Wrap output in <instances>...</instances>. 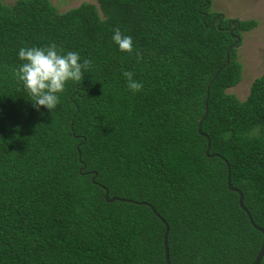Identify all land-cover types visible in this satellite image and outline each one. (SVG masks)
<instances>
[{
  "label": "trees",
  "instance_id": "1",
  "mask_svg": "<svg viewBox=\"0 0 264 264\" xmlns=\"http://www.w3.org/2000/svg\"><path fill=\"white\" fill-rule=\"evenodd\" d=\"M97 2L0 0V264H167L157 214L172 264H254L264 236L228 177L264 229V74L244 101L228 91L258 22L213 0ZM53 43L92 63L36 110L11 69Z\"/></svg>",
  "mask_w": 264,
  "mask_h": 264
},
{
  "label": "clouds",
  "instance_id": "2",
  "mask_svg": "<svg viewBox=\"0 0 264 264\" xmlns=\"http://www.w3.org/2000/svg\"><path fill=\"white\" fill-rule=\"evenodd\" d=\"M112 41L121 51L133 50V38L116 28ZM18 63L11 69L12 76L19 81L24 91L31 97L36 110L41 106L52 112L61 100V94L70 82H81L91 60H82L78 52H62L57 45L21 47L18 50ZM127 87L133 92L143 89L142 82L133 78L131 71H125Z\"/></svg>",
  "mask_w": 264,
  "mask_h": 264
},
{
  "label": "rangeland",
  "instance_id": "3",
  "mask_svg": "<svg viewBox=\"0 0 264 264\" xmlns=\"http://www.w3.org/2000/svg\"><path fill=\"white\" fill-rule=\"evenodd\" d=\"M12 5L17 0H1ZM60 13L77 8L84 3L98 5L97 0H50ZM212 12L221 13L226 19L256 20L258 26L243 34L238 48L239 60L243 65V79L228 93L244 101L255 79L264 74V0H213Z\"/></svg>",
  "mask_w": 264,
  "mask_h": 264
},
{
  "label": "water",
  "instance_id": "4",
  "mask_svg": "<svg viewBox=\"0 0 264 264\" xmlns=\"http://www.w3.org/2000/svg\"><path fill=\"white\" fill-rule=\"evenodd\" d=\"M201 127H202V123L200 124V127H199V131H200V133L202 134V135H204L202 132H201ZM209 141V140H208ZM210 142H209V144H208V149H207V151H206V155L207 156H209V157H212L211 155H210ZM83 172V170L81 171V173ZM228 188H229V190H231V191H233V192H236V193H238L239 195H240V206L245 210V212L247 213V215H248V217H249V219H250V221H251V223H252V225L259 231V232H261L262 234H263V236H264V229L263 228H261V227H259L258 225H256V223H255V221L253 220V217H252V215H251V213L244 207V195H243V193L240 191V190H238V189H236V188H234L233 186H232V184H231V175L229 174V177H228ZM105 199L107 200V202H113V201H115V199H110L109 198V193L107 192V194H106V197H105ZM129 202H132V201H129ZM140 205H144V206H149V207H151L152 209H153V211L156 213V210L150 205V204H148V203H146V202H142V203H139ZM157 216L162 220V222L164 223V225H165V227H166V233H165V236H164V246H165V252H166V263L167 264H172L171 263V260H170V253H169V247H168V236H169V232H170V226L168 225V223L162 218V217H160V215H158L157 214ZM263 259H264V239H263V244H262V247H261V250H260V252H259V254H258V256H257V258H256V260H255V262H254V264H261L262 263V261H263Z\"/></svg>",
  "mask_w": 264,
  "mask_h": 264
}]
</instances>
